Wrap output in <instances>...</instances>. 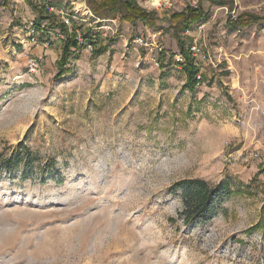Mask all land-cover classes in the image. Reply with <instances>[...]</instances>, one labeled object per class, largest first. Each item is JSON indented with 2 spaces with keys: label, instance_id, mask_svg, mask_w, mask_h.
Wrapping results in <instances>:
<instances>
[{
  "label": "rangeland",
  "instance_id": "374dc122",
  "mask_svg": "<svg viewBox=\"0 0 264 264\" xmlns=\"http://www.w3.org/2000/svg\"><path fill=\"white\" fill-rule=\"evenodd\" d=\"M134 1L152 25L95 17L86 0L0 7V264H264V23L227 26L262 17L264 0ZM197 5L208 17L181 38L210 60L189 93L158 64L181 62L167 21ZM36 8L74 17L104 51L57 78L65 36L43 35ZM189 179L234 189L207 223L178 216L170 188Z\"/></svg>",
  "mask_w": 264,
  "mask_h": 264
},
{
  "label": "trees",
  "instance_id": "16d2710c",
  "mask_svg": "<svg viewBox=\"0 0 264 264\" xmlns=\"http://www.w3.org/2000/svg\"><path fill=\"white\" fill-rule=\"evenodd\" d=\"M0 7H5L8 0H1ZM87 5L95 17L105 18L112 13L120 11L122 14L120 21L134 26L136 23H141L142 26L152 25L155 21V12H149L142 9L134 0H86ZM216 5L224 6V0H217ZM231 10V7H228ZM37 11V8H36ZM208 17L207 12L202 10L200 6L187 7L183 11L172 14L167 24L170 29L174 30L177 38V48L181 62L173 61L170 57L171 64H165L161 60L158 64L159 70H164L168 65H177L185 76L184 89L189 93H194L196 90V77L198 75L197 67L191 59L188 50H185L184 42L181 34L186 33L190 28L199 23L205 22ZM47 21L46 30H42L43 35H48L46 32L54 33L58 30L65 39L61 42L60 57L56 64V77L64 76L66 66L70 61V57L78 55L81 50H84L87 45L92 47L91 53L98 54L104 51L98 48L100 45V36L93 34L87 30L83 32L81 28H76L80 32L82 42L78 41L76 34L68 29L61 21H57L55 17L48 12V8H41L37 11V24ZM263 24L264 14L262 17L251 14H242L235 18L234 21L227 22L229 28L250 27L252 24ZM35 24V28L39 30V26ZM75 30V29H74ZM46 33V34H45ZM82 33V34H81ZM17 164V158L12 156L4 160L3 168L7 172H11ZM172 193H178L182 201V211L178 214L182 218L184 224H190L195 221L207 223L211 221L217 213L221 202L234 193L231 183L227 180L210 185L207 182L199 179L182 180L174 183L170 188ZM264 210V209H263Z\"/></svg>",
  "mask_w": 264,
  "mask_h": 264
},
{
  "label": "built area",
  "instance_id": "2783aa9c",
  "mask_svg": "<svg viewBox=\"0 0 264 264\" xmlns=\"http://www.w3.org/2000/svg\"><path fill=\"white\" fill-rule=\"evenodd\" d=\"M150 1H154V0H150ZM155 2H156V4L158 3L157 1H155ZM170 3L171 2H169V0H163V1L159 2L158 5H156V6H155V4H153L152 7L157 10L158 7H163V8L169 7L171 5ZM145 5H148L147 1L145 2ZM142 9H144V8H142ZM73 19H74V17L70 18L67 15L65 16V18L62 16L61 22H62V24H64L66 26V28L68 29L69 32L73 31L76 34L78 41L82 42V39L80 37V32L78 30H76L74 26H72V25H74ZM52 34H53V36H56L59 40H63L62 39L63 36L61 35L60 32L54 31V33H52ZM134 42H135V44L142 46L141 40H135ZM85 49L92 51V47L90 45H87L85 47ZM188 53H189L190 57L193 59L194 64H196V65L199 62H206V61L210 60L209 56L207 54H205L199 47H197L195 43H193L192 45H190L188 47ZM200 80H201V78L198 74L196 77V87L197 88H200V86H201Z\"/></svg>",
  "mask_w": 264,
  "mask_h": 264
}]
</instances>
